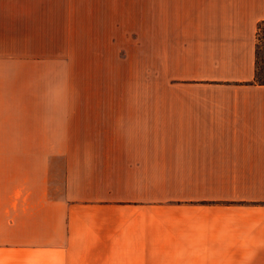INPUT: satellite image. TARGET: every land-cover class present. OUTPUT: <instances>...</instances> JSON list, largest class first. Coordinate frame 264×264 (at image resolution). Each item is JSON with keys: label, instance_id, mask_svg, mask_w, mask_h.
<instances>
[{"label": "crops", "instance_id": "1", "mask_svg": "<svg viewBox=\"0 0 264 264\" xmlns=\"http://www.w3.org/2000/svg\"><path fill=\"white\" fill-rule=\"evenodd\" d=\"M263 25L264 0H0V264H264ZM131 39L165 44L166 98H81L31 46Z\"/></svg>", "mask_w": 264, "mask_h": 264}, {"label": "rangeland", "instance_id": "2", "mask_svg": "<svg viewBox=\"0 0 264 264\" xmlns=\"http://www.w3.org/2000/svg\"><path fill=\"white\" fill-rule=\"evenodd\" d=\"M164 45L132 39L110 43L31 44L48 52H64L65 62L71 61L75 67L74 78L80 86L81 98L128 100L167 97L166 70L162 69L158 58L153 59V51L161 50ZM259 76L264 80V26L259 40ZM59 172L57 179L61 187L56 193L64 187V175Z\"/></svg>", "mask_w": 264, "mask_h": 264}, {"label": "trees", "instance_id": "3", "mask_svg": "<svg viewBox=\"0 0 264 264\" xmlns=\"http://www.w3.org/2000/svg\"><path fill=\"white\" fill-rule=\"evenodd\" d=\"M263 26H261V30H262ZM258 57H259V54H258ZM257 82L264 84V80L260 79L259 70H258V74H257Z\"/></svg>", "mask_w": 264, "mask_h": 264}]
</instances>
